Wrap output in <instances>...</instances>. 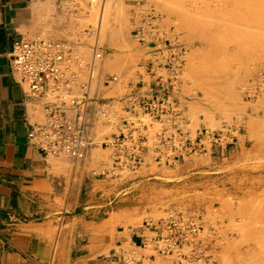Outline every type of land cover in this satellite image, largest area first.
I'll return each mask as SVG.
<instances>
[{"label": "rangeland", "instance_id": "1", "mask_svg": "<svg viewBox=\"0 0 264 264\" xmlns=\"http://www.w3.org/2000/svg\"><path fill=\"white\" fill-rule=\"evenodd\" d=\"M47 2L36 22L39 32L26 37L65 40L86 63L93 46L103 50L95 62L90 98L110 101L116 114V100L136 82L138 66L153 59L134 31L141 18L152 13L162 40L184 50L173 91L184 105L182 127L192 136L201 127L228 128L221 143L225 146H214V151L174 166L146 157L135 172L105 177L98 173L110 165V150L99 144L116 131L115 121L92 114L90 133L98 145L79 162L88 165L89 175L93 172L97 180L100 197L92 203L102 227L113 232L146 228L145 220L155 222L172 211L199 212L200 238L211 264H264V152L259 153L264 150V0ZM76 70L83 82L87 69ZM110 76L116 80L103 82ZM258 141H263L259 151ZM50 157L65 168L74 161ZM124 246L134 258L126 264H135L139 253Z\"/></svg>", "mask_w": 264, "mask_h": 264}, {"label": "built area", "instance_id": "2", "mask_svg": "<svg viewBox=\"0 0 264 264\" xmlns=\"http://www.w3.org/2000/svg\"><path fill=\"white\" fill-rule=\"evenodd\" d=\"M134 31L151 49L153 59L138 66L149 77L144 86L139 79L117 98L116 114L110 101L98 103V98L89 96L95 62L104 56L103 50L93 46L92 58L86 63L65 40L14 41L12 68L31 97L43 98V118L31 124L27 132L31 146L45 155L84 160L89 150L98 145L90 133L92 114L115 121L116 131L104 136L99 144L110 150V165L98 173L105 177L122 170L135 172L146 157L159 165L174 166L222 145L227 127H201L193 136L182 127L185 109L173 91L183 62V47L162 40L158 20L152 13L145 14ZM81 66L87 69L83 82L76 70ZM113 80L116 76L103 82ZM201 222L199 212L185 210L172 211L155 222L145 220V229L153 232V253L157 255L156 260L152 255L154 261L148 264H211L200 238ZM125 252V262L134 259Z\"/></svg>", "mask_w": 264, "mask_h": 264}, {"label": "crops", "instance_id": "3", "mask_svg": "<svg viewBox=\"0 0 264 264\" xmlns=\"http://www.w3.org/2000/svg\"><path fill=\"white\" fill-rule=\"evenodd\" d=\"M47 3L0 0V264H126V243L139 253L135 264H148L157 257L152 231L113 232L94 216L92 202L100 194L88 165L73 161L65 168L27 141L30 125L43 117V98L27 93L11 66V50L17 39L39 32L36 22ZM136 75L131 87L139 79L144 86L149 76Z\"/></svg>", "mask_w": 264, "mask_h": 264}, {"label": "bare ground", "instance_id": "4", "mask_svg": "<svg viewBox=\"0 0 264 264\" xmlns=\"http://www.w3.org/2000/svg\"><path fill=\"white\" fill-rule=\"evenodd\" d=\"M46 8H47V7H46ZM39 9H40V8H39ZM102 21H105V20H102ZM234 38H235V37H233V39H234ZM231 39H232V38H231ZM231 39H230V40H231ZM238 40H239V39H238ZM234 41H235V40H234ZM232 42H233V41H232ZM239 42H240V41H239ZM235 43H237V42H235ZM233 45H234V44H233ZM237 45H238V44H237ZM241 45H242V43H241ZM246 49H247V48H246ZM259 77H260V76H259ZM260 82H261V81H260ZM262 83H263V82H262ZM251 89H252V88H251ZM242 109H243V108H242ZM262 117H263V119H264V116H262ZM260 118H261V117H260ZM261 119H262V118H261ZM259 120H260V119H259ZM263 123H264V122H263ZM260 124H261V123H260ZM260 124H259V125H260ZM262 125H264V124H262ZM260 128H261V127H260ZM262 128H263V126H262ZM261 130H262V129H261ZM257 131H258V130H257ZM263 131H264V130H263ZM260 134H264V133H260ZM257 135H258V134H257ZM260 136H261V135H260ZM258 137H259V136H258ZM261 138H264V135H262ZM258 140H259V139H258ZM261 140H262V139H261ZM261 140H259V141H261ZM263 140H264V139H263ZM256 141H257V140H256ZM259 141H258V142H259ZM259 143H260V142H259ZM259 143H258V145H259ZM262 143H263V141L260 143V146H258L259 149H258L257 146L255 147V148L258 149V151H259V150H262V149H260ZM256 144H257V143H256ZM262 145H263V146H262V148H263V147H264V144H262ZM258 151H257V152H258ZM263 152H264V150H263L262 152L260 151L259 153H263ZM259 155H260V154H259ZM262 155H263V154H261V156H262ZM255 156H258V155L256 154ZM258 157H259V156H258ZM262 157H263V156H262ZM256 160H257V159H256ZM257 161H258V160H257ZM261 161H262V160H261ZM263 163H264V162H263ZM263 163H262V164H263ZM261 166H262V165H261ZM258 167L260 168V166H258ZM104 232H105V231H104Z\"/></svg>", "mask_w": 264, "mask_h": 264}]
</instances>
